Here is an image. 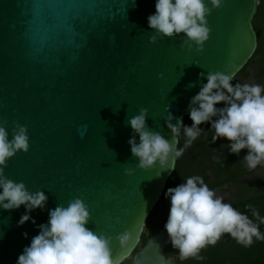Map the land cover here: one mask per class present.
<instances>
[{
    "label": "water",
    "instance_id": "water-1",
    "mask_svg": "<svg viewBox=\"0 0 264 264\" xmlns=\"http://www.w3.org/2000/svg\"><path fill=\"white\" fill-rule=\"evenodd\" d=\"M155 3L0 0V124L10 140L15 124L26 126L30 145L7 161L4 172L48 197L43 210L30 213L35 223L22 226L24 205L0 208V264H17L49 210L74 198L88 205L86 227L113 238L117 264H176L163 255L169 243L163 227L139 246L175 160L166 171L158 161L155 168H138L128 121L147 108L149 129L176 145L166 125L169 115L173 124L183 120L208 72L235 76L254 53L258 0H225L213 10L206 17L211 32L203 52L195 45L182 48L183 34L149 42L154 30L147 18ZM125 168L133 173L126 175ZM125 231L130 240L122 248L115 237Z\"/></svg>",
    "mask_w": 264,
    "mask_h": 264
},
{
    "label": "clouds",
    "instance_id": "clouds-1",
    "mask_svg": "<svg viewBox=\"0 0 264 264\" xmlns=\"http://www.w3.org/2000/svg\"><path fill=\"white\" fill-rule=\"evenodd\" d=\"M224 4L225 0H156V11L147 18L148 27L154 30L149 42L155 44L158 38L183 34L186 38L182 40V48L186 46L191 51L195 45L197 52H203L211 32L206 17ZM200 75L203 77L204 73ZM233 79V75L220 71L207 73V83L190 99V127L183 124L182 118L173 124V116L169 115L166 125L177 144L181 129L186 137L183 148H177V144L173 145L159 132L151 131L146 123L149 110L140 108L139 114L128 121L133 130L128 143L132 156L139 160L137 167L148 170L155 168L158 161L163 171L168 170L169 160L183 155L201 135L203 130L199 126L205 122L214 130L213 143L226 138L231 153L239 155L242 149L248 150L243 160L249 169L264 163V88L259 84L233 85ZM221 102L225 106L216 107ZM11 135L10 140L6 125L0 124V208L15 210L24 205L26 212L18 222L22 226L32 220V211L45 208L48 197L42 190L30 192L23 182H14L5 176L7 161L19 151L27 153L30 147L26 126L15 124ZM124 171L126 175L133 173L132 168ZM165 196L170 198V210L164 227L181 261L202 259L201 250L215 245L225 234L245 247L251 246L254 238L264 239L259 224L231 203H225L200 176H191L180 185L168 188ZM48 215L47 223L38 226L39 234L23 249L17 264H117L112 254L113 238L86 227L91 215L82 199L74 198L66 207L58 205ZM252 215L264 223L257 210L252 209ZM24 235L27 237V233ZM115 239L123 248L128 246L130 233L125 231ZM167 262L164 259V264Z\"/></svg>",
    "mask_w": 264,
    "mask_h": 264
},
{
    "label": "trees",
    "instance_id": "trees-1",
    "mask_svg": "<svg viewBox=\"0 0 264 264\" xmlns=\"http://www.w3.org/2000/svg\"><path fill=\"white\" fill-rule=\"evenodd\" d=\"M252 26L256 34V48L251 58L243 68L234 76L233 85L240 83L248 77V68H252L253 75L258 82H262L264 88V0H258L256 12L252 19ZM224 103L216 107H224ZM215 119V118H214ZM183 124L192 125L190 115L183 118ZM203 132L190 147L184 150L183 155L175 160L172 174L168 177L162 194L151 212L146 218L139 246L141 247L147 237L160 228H165L170 206L165 196L168 188H174L191 176H200L211 190L224 191L236 186L240 190L231 202L238 211L246 213L250 219L259 224L260 232L264 234V223L252 215V209L260 213L264 219V181L256 177L244 178L247 173L264 170V163L256 169H249L243 160L248 150L242 149L239 155L230 152V142L226 138L217 139L212 142L214 130L208 122L199 126ZM186 137L180 130L177 148H183ZM252 207L249 208L248 206ZM162 207L159 210V207ZM166 230V229H165ZM167 232V231H166ZM163 255L173 256L177 264H264V239H255L251 246L245 247L225 234L215 245H208L201 250L199 255L202 259L189 258L181 261L175 256L177 251L169 241L163 249Z\"/></svg>",
    "mask_w": 264,
    "mask_h": 264
},
{
    "label": "rangeland",
    "instance_id": "rangeland-1",
    "mask_svg": "<svg viewBox=\"0 0 264 264\" xmlns=\"http://www.w3.org/2000/svg\"><path fill=\"white\" fill-rule=\"evenodd\" d=\"M247 72L249 73L248 77L243 79L241 81V84H259L261 85V87L263 86V83L262 82H258L256 80V78L254 77L253 75V71H252V68H248ZM251 177H256L258 178V180L261 182V181H264V170H257V171H254L252 173H247L244 175V178H251ZM215 191L216 195L219 196V197H223L224 198V202L225 203H231L236 195H238L240 192V190L237 189L236 186H233V187H230L224 191H219V190H213ZM168 201V205L170 206V198L167 200ZM161 206L159 207V210H161ZM177 253H176V257L179 256L178 254V250L176 249Z\"/></svg>",
    "mask_w": 264,
    "mask_h": 264
},
{
    "label": "flooded vegetation",
    "instance_id": "flooded-vegetation-1",
    "mask_svg": "<svg viewBox=\"0 0 264 264\" xmlns=\"http://www.w3.org/2000/svg\"><path fill=\"white\" fill-rule=\"evenodd\" d=\"M165 257V256H164ZM166 257H169V256H166ZM173 257V256H172ZM174 259H175V257H173ZM175 261H176V259H175ZM130 263V260H127V261H125L123 264H129ZM177 264V263H176Z\"/></svg>",
    "mask_w": 264,
    "mask_h": 264
}]
</instances>
